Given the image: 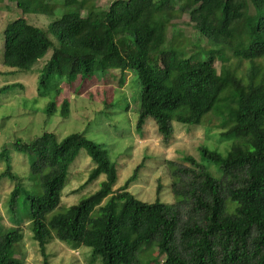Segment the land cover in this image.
<instances>
[{
  "label": "trees",
  "instance_id": "16d2710c",
  "mask_svg": "<svg viewBox=\"0 0 264 264\" xmlns=\"http://www.w3.org/2000/svg\"><path fill=\"white\" fill-rule=\"evenodd\" d=\"M172 1L114 0L100 16L93 8L82 15V2L64 0L63 7L76 10L53 19L47 28L24 18L5 26L6 67L29 71L51 51L38 78L42 90L54 79L129 71L140 85L139 133L151 118L158 134L170 139L173 122L199 125L223 104L231 122L225 136L234 139L225 154L198 147L202 161L214 165L216 173L190 155L183 156L190 166L167 161L171 203L133 195L128 188L135 173L114 190L117 167L101 145L81 133L59 139L44 131L29 141L16 139L15 149L28 155L32 179L42 191L23 188L2 152L6 169L0 178L15 182L9 211L25 195L26 220L43 256L46 245L58 239L73 249L89 248L100 264H150L138 254L152 245L165 255L161 264H264V69L257 64L264 59V0H184L179 11L188 14L212 46L204 57L201 49L187 52L185 45H166L174 19ZM18 6L34 15H51L55 9L45 0ZM230 56L249 63L245 80L237 76ZM18 86L11 83L0 91ZM55 111L51 100L44 112L51 116ZM68 112L64 100L61 114ZM81 148L95 164L87 183L100 175L105 179L97 191L48 217L61 201L69 166ZM11 222L15 227L1 229L0 264H23L13 248L22 239L19 226L24 221Z\"/></svg>",
  "mask_w": 264,
  "mask_h": 264
},
{
  "label": "rangeland",
  "instance_id": "374dc122",
  "mask_svg": "<svg viewBox=\"0 0 264 264\" xmlns=\"http://www.w3.org/2000/svg\"><path fill=\"white\" fill-rule=\"evenodd\" d=\"M24 1L0 0V89L11 83L20 84L0 91V175L6 169L2 152L9 156L11 171L20 178L23 188L32 193H40L42 188L32 179L28 155L16 151L14 141H29L44 131L55 133L59 139L71 133H81L88 140L101 145L117 167L118 178L114 190L121 188L135 173L128 190L146 202H174L167 161L190 166L183 160V156L190 155L216 173L214 165L202 161L198 147L205 145L225 154L234 142V139L225 136L231 122L228 121V112L223 104L221 109L206 115L199 125L173 122L172 136L166 140L158 134L151 118L142 126L141 133L137 130L140 85L136 76L129 71L125 74L118 70L97 72L87 78L77 76L71 81L65 78L54 79L46 90H42L38 86V78L51 51L29 71L6 67L3 64V31L9 22L24 18L31 24L47 28L53 19L76 10L74 7H63L64 0H45L55 8L51 15L26 14L18 6V3ZM78 1L83 4L79 11L82 15L87 13V9L93 8L102 16L114 0ZM183 2L172 1L174 19L168 28L166 45L182 44L188 48L187 52L201 49L204 57L212 46L194 29L188 14L179 11ZM229 63L237 76L245 80L249 63L232 56L229 57ZM257 64L264 69V59L258 60ZM215 67L220 72L221 61L218 58L215 59ZM51 100L56 101V111L47 116L44 108ZM64 100L69 103L66 117L61 114ZM94 166L86 150L81 148L69 166L61 201L48 217L65 212L98 190L105 175L87 183ZM14 186L15 182L8 177L0 178V233L1 229L15 227L11 219L17 223L24 221L19 226L22 239L13 248L15 257L20 258L23 264H100V259L93 256L89 248L73 249L58 239L46 245V256H43L26 220L28 201L24 194H20L16 210L9 211L8 199ZM164 257L153 245L138 254L140 261L152 260L150 264H161Z\"/></svg>",
  "mask_w": 264,
  "mask_h": 264
}]
</instances>
